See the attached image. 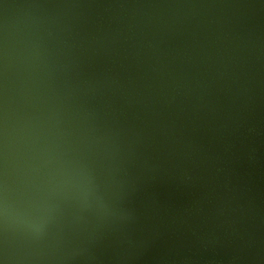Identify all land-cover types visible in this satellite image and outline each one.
I'll return each instance as SVG.
<instances>
[{
	"label": "water",
	"instance_id": "1",
	"mask_svg": "<svg viewBox=\"0 0 264 264\" xmlns=\"http://www.w3.org/2000/svg\"><path fill=\"white\" fill-rule=\"evenodd\" d=\"M256 4L156 3L144 46L183 43L135 114L69 106L34 41L0 34V264H138L161 229L146 214L171 210L168 197L134 196V177L183 199L181 226L195 237L251 249L264 230V23L242 34L232 15Z\"/></svg>",
	"mask_w": 264,
	"mask_h": 264
},
{
	"label": "rangeland",
	"instance_id": "2",
	"mask_svg": "<svg viewBox=\"0 0 264 264\" xmlns=\"http://www.w3.org/2000/svg\"><path fill=\"white\" fill-rule=\"evenodd\" d=\"M159 1L0 0V34L26 35L34 41L43 59L49 60L69 106L96 108L101 103L115 102L121 109H129L135 114L149 107L146 97L140 96V89L161 74L159 64L165 63V58H171L174 49L183 43L178 38L166 37L158 49L151 42L144 46L143 19ZM255 7L257 10L244 9V14L239 17L233 13L232 17H237L234 28L237 32L255 33L264 23L263 4ZM148 52H153V58L160 55L159 59L153 60L146 54ZM166 62L174 64L175 61ZM171 69L178 67L170 65L166 71ZM157 184L134 177L133 195L157 201L168 197L166 204L170 206V212L159 208L146 214L157 226H162L165 215H174L184 201L178 196L171 197ZM175 236L170 238L168 251L164 253L165 247H162L160 255L153 256L150 253L154 248L150 247L141 254L139 264H157L165 257H189L198 261L209 255L186 240L175 241ZM246 253L260 257L264 263V234L257 235L254 246ZM237 254L233 252V255Z\"/></svg>",
	"mask_w": 264,
	"mask_h": 264
},
{
	"label": "flooded vegetation",
	"instance_id": "3",
	"mask_svg": "<svg viewBox=\"0 0 264 264\" xmlns=\"http://www.w3.org/2000/svg\"><path fill=\"white\" fill-rule=\"evenodd\" d=\"M187 203L183 202L181 204L182 207L185 206ZM181 211H176V213L173 215H165V220L162 226H160L161 229H154L151 230V232L147 233L148 239L146 242L142 245V253L146 251V249H149L150 247H153L154 250L151 251V255H160L162 247H165L164 253L168 251L171 247L170 238L172 236H175V241H181L186 240L191 244H194L197 246V248L203 250V253H207L208 256L200 258L198 261L192 258H166L162 261H160L157 264H235L236 261H238L244 254H247L246 252L249 250L247 249L245 245L242 246L240 244H235V242H230L226 245H219L215 241H210L209 239L202 238V237H195L193 235V231L189 229H185L181 226L182 224V216ZM264 234V230L260 233V235ZM163 239H169V240H163ZM215 240V239H214ZM254 244L252 245V247ZM251 247V248H252ZM246 249V250H245ZM232 253L230 256L226 255H220V256H212V255H219L220 253ZM233 252L238 253L237 255H233ZM141 253V254H142ZM141 258V257H140ZM139 258V259H140ZM139 264V262H138Z\"/></svg>",
	"mask_w": 264,
	"mask_h": 264
}]
</instances>
